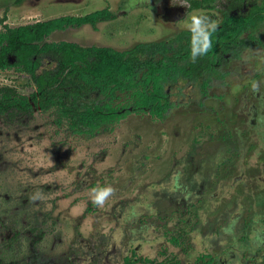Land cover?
I'll return each instance as SVG.
<instances>
[{
  "label": "rangeland",
  "instance_id": "obj_1",
  "mask_svg": "<svg viewBox=\"0 0 264 264\" xmlns=\"http://www.w3.org/2000/svg\"><path fill=\"white\" fill-rule=\"evenodd\" d=\"M163 1L0 0V17L6 14L0 30L6 23L19 26L108 8L110 19L96 26L56 30L47 40L125 50L174 37L178 29L187 28L193 11L207 12L189 9L177 24L165 22L156 17ZM168 1L189 7L191 0ZM258 63L264 67L263 60L254 62ZM6 86L27 96L37 88L31 74L17 66L0 69V88ZM262 87L255 76L247 84L211 88L208 98L179 103L164 117L143 109L127 111L120 119L84 132H75L65 119L59 122L55 108L37 106L15 116L0 113V264H166L175 259L173 254L185 264H197L198 256L215 255L234 243L220 233L240 210L235 234L252 236L253 218L264 221V149L258 157L252 155L262 142L258 131L246 129L243 120L254 104L261 108L255 91ZM112 103L134 106L135 100L131 92H124ZM228 124L235 134L227 142L249 146L256 170L236 183L221 169L216 178L209 179L210 170L203 178L197 165L202 179L195 191L189 169L183 166L198 161L202 165L198 150L191 154V142L202 132L209 134L208 145L220 146L229 133H220L219 127ZM238 158L228 162L233 163L232 173H240ZM98 184L115 189L100 205L92 202ZM260 247L249 243L229 264H264Z\"/></svg>",
  "mask_w": 264,
  "mask_h": 264
},
{
  "label": "trees",
  "instance_id": "obj_2",
  "mask_svg": "<svg viewBox=\"0 0 264 264\" xmlns=\"http://www.w3.org/2000/svg\"><path fill=\"white\" fill-rule=\"evenodd\" d=\"M211 1L190 2L194 8ZM252 12L259 13L256 9ZM111 17L112 12L103 8L85 15H62L19 26L6 23L5 29L0 30V68L17 66L31 74L37 88L27 96L10 86L1 87L0 113L27 114L38 105L42 110L55 108L59 122L67 120L75 132L92 131L132 111L129 106L112 103L121 93L131 92L136 111L148 110L164 117L171 104L165 97L162 81L179 68L178 55L182 50L178 46L183 37L190 52L189 32L169 40L141 42L125 50L47 40L56 30L88 23L96 26ZM5 20L6 14L0 17V23ZM169 51L171 55L167 54ZM156 52L162 54L161 58L155 59ZM126 261L130 262L129 256Z\"/></svg>",
  "mask_w": 264,
  "mask_h": 264
},
{
  "label": "flooded vegetation",
  "instance_id": "obj_3",
  "mask_svg": "<svg viewBox=\"0 0 264 264\" xmlns=\"http://www.w3.org/2000/svg\"><path fill=\"white\" fill-rule=\"evenodd\" d=\"M163 3L164 4L161 6V12L156 14V17L161 18L162 21H169L173 24H177V22L183 20L187 16L189 9H205L207 12L204 13L208 14L218 25L216 31L212 33V41L214 43L212 49H210L205 55L199 56L196 59H193L190 52L187 51V46L185 45L187 42L186 37H183L180 40L181 45L178 46V49L182 51L178 55L179 68L176 71H172V73L167 75V78L162 81L166 86L167 93L165 94V97L168 99L169 104H171V106L165 111V115L172 109V107L179 105V103L184 101L189 102L197 99L200 100L201 98H208L211 93V88L228 84H247L256 76L258 80L262 81L263 86L261 91L260 88L255 91V96L258 97V104L261 108L259 109L257 105L254 104L255 108L246 112L244 115L246 118L243 121L248 125L246 129H251L252 131L256 130V132L258 131V137H260L263 145H256L257 148H254V153L252 154L258 157L259 153L264 149V67L263 64L258 63V65H256L254 62L260 60L264 61V0H212L208 4L205 3L194 8L191 7V2L189 3V7H178L176 6L177 4L171 3L168 0H164ZM220 5L224 8L220 9ZM255 9L258 10L259 13H253L252 10ZM251 19L253 22H250ZM187 32V28L178 29V32L174 37L178 34ZM174 37L170 36L163 40H169ZM158 41L153 40L151 42ZM167 54L171 55L172 52L169 51ZM161 56L162 54L160 52H156L154 57L155 59H158L161 58ZM190 60L194 63L190 64ZM257 85L259 87V84ZM38 107L40 108L39 105ZM129 109L136 111L132 105L129 106ZM215 114V116H221L220 113L217 115V111H215ZM210 116H212V114H210ZM232 129L234 128L230 124L220 125V133H229V135H223V142L225 144L222 142L220 146L218 144L214 145V143L208 145L207 139L210 138L209 134L202 132L198 134V140H196L195 143L191 142L194 144L193 152L191 154H195V149L198 150L196 153L200 156L198 158H201L202 165L198 161V164L195 162L188 167L184 162L183 166L185 167V170L187 168L189 169L187 170L189 172L188 179H190L191 184L194 185L195 191L199 190L198 184L202 179V174L199 175L196 171L197 165L201 168L203 178H206L205 171L209 170L211 173L209 179L212 177L216 178L219 169H221L228 178L232 177L236 183H239L247 173L251 174L252 172L250 173V170L253 172L256 170L255 164L252 162L254 159L248 157L251 151L249 146L240 147L238 145L235 147L232 146L233 141L227 142V139L228 137L230 138V136L234 139L235 133ZM237 134L238 138H240L241 135L239 131H237ZM247 136L250 137L249 135ZM224 145H226V148L223 149ZM205 148H211L212 151L206 153V151L204 152ZM242 148L249 153L244 155L243 151L240 152L239 150ZM217 149L219 151H217ZM238 157L241 158L240 161H242V168L240 169V173H232L233 168L230 169V167L233 163L231 162L236 161V158ZM193 159L196 160V157H193ZM188 161L191 163L190 160ZM229 161L231 162L228 163ZM242 182L243 181L240 183ZM242 213V210L235 212V214L232 215V218H230L228 225L223 226L221 229L222 231L220 235L224 237L223 239L227 241L229 238H232L234 243L232 242L231 245L226 248V251L215 252V255H212V252L208 251L210 254L202 255L203 260L202 256H198L196 259V262H198L197 264H229L237 258L238 252H241V250L248 246L249 243L254 244L255 246H261L260 248L263 250L264 221L257 219L259 216L253 218V221L251 222L250 227L256 230L252 236L248 237L247 234H244L243 237H237L235 234L236 228L242 218ZM171 240L177 245L178 240L175 237L171 238ZM222 247H224L223 243ZM257 254L260 255V253ZM173 257H175V259L166 264H185L180 257L175 256L174 254ZM204 257L206 258L204 259ZM146 260L150 262L154 261L153 258H146ZM160 261L163 262L164 258Z\"/></svg>",
  "mask_w": 264,
  "mask_h": 264
},
{
  "label": "clouds",
  "instance_id": "obj_4",
  "mask_svg": "<svg viewBox=\"0 0 264 264\" xmlns=\"http://www.w3.org/2000/svg\"><path fill=\"white\" fill-rule=\"evenodd\" d=\"M218 25L208 14L193 11L187 24L190 33V54L193 59L205 55L213 46L212 33L216 31ZM115 191L108 185H97L93 189L92 202L96 205L103 204L104 201Z\"/></svg>",
  "mask_w": 264,
  "mask_h": 264
}]
</instances>
